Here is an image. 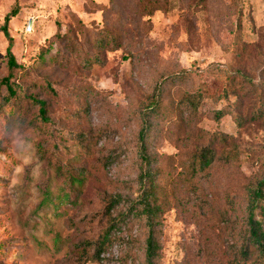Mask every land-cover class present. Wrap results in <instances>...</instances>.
I'll list each match as a JSON object with an SVG mask.
<instances>
[{
  "label": "rangeland",
  "instance_id": "rangeland-1",
  "mask_svg": "<svg viewBox=\"0 0 264 264\" xmlns=\"http://www.w3.org/2000/svg\"><path fill=\"white\" fill-rule=\"evenodd\" d=\"M16 3L18 96L5 104L0 90V264H143L139 215L100 241L139 194V114L159 84L147 140L157 264L232 263L245 189L263 176L264 0H0V82ZM149 3L160 10L146 16ZM206 146L216 162L192 171Z\"/></svg>",
  "mask_w": 264,
  "mask_h": 264
},
{
  "label": "trees",
  "instance_id": "trees-1",
  "mask_svg": "<svg viewBox=\"0 0 264 264\" xmlns=\"http://www.w3.org/2000/svg\"><path fill=\"white\" fill-rule=\"evenodd\" d=\"M142 13L146 16L152 15L155 11L160 10L159 4L149 3L142 7ZM18 14V5L14 6L11 12L5 16L4 25L1 27V32L8 41L6 52L8 74L0 82V90L5 89V96L2 98L5 104L10 103L18 96L19 86L15 83L14 74L21 69L15 55L13 54V39L9 33V23L12 18ZM186 75V72L173 73L168 76L171 79H180ZM162 84L156 86L152 97L148 98L140 111L141 128L138 134V150L141 161V170L138 177L139 194L134 202L130 204L127 212L119 215L116 218H111L110 222L103 233V238L100 241L102 248L106 247L110 234L116 230L120 223L125 222L128 216L139 215L145 221L148 230L147 239L145 242L144 260L143 264H157L159 258V245L155 237V227L158 219L163 213V207L156 201V175L152 169L151 159L148 155L147 140L151 131L152 119L157 116L162 108ZM190 104H196V99L188 97ZM226 98L227 91H226ZM32 103L38 108L39 118L44 123H50L46 109V103L36 98H30ZM225 116L224 111L217 113V119ZM236 122L242 123L241 117H237ZM216 139L220 142L223 138L216 135ZM241 151L236 148V153L239 155ZM216 151L210 146H206L191 159L190 169L194 172H203L209 169L216 162ZM227 162V159L221 158ZM263 167V176L261 179L249 184L246 187V205H245V221L244 231L240 238V242L234 248V256L230 264H252L253 258L256 259L257 264H264V159L261 163ZM233 204L232 200H230ZM120 204V199L111 200L107 205L108 215L115 210ZM111 217V216H110Z\"/></svg>",
  "mask_w": 264,
  "mask_h": 264
}]
</instances>
